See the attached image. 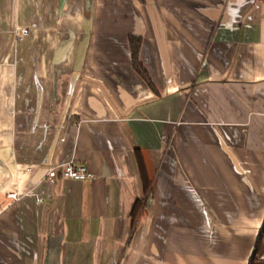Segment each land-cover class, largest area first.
Segmentation results:
<instances>
[{
    "label": "crops",
    "instance_id": "0c3cea01",
    "mask_svg": "<svg viewBox=\"0 0 264 264\" xmlns=\"http://www.w3.org/2000/svg\"><path fill=\"white\" fill-rule=\"evenodd\" d=\"M263 224L264 0H0V264H248Z\"/></svg>",
    "mask_w": 264,
    "mask_h": 264
},
{
    "label": "trees",
    "instance_id": "16d2710c",
    "mask_svg": "<svg viewBox=\"0 0 264 264\" xmlns=\"http://www.w3.org/2000/svg\"><path fill=\"white\" fill-rule=\"evenodd\" d=\"M142 44V39L140 37L132 36L130 37V45H131V51H132V61H133V67L136 70V72L144 79L146 83H148L149 87L154 89V84L152 82V79L146 69V67L143 65V63L140 60V48ZM142 173L144 178H147L145 168L143 166ZM151 186V181L145 182V187L148 190ZM149 199V198H148ZM144 200V199H138L136 200L133 209H132V224L135 226V224L138 222L140 213L142 210L149 204L150 200ZM264 255V230L261 231L258 235L257 241L255 243L253 252L251 256L249 257L248 264H264V260H261L259 257Z\"/></svg>",
    "mask_w": 264,
    "mask_h": 264
},
{
    "label": "built area",
    "instance_id": "2783aa9c",
    "mask_svg": "<svg viewBox=\"0 0 264 264\" xmlns=\"http://www.w3.org/2000/svg\"><path fill=\"white\" fill-rule=\"evenodd\" d=\"M28 29L24 27H17L16 28V35L18 38L22 39L24 36L28 34ZM88 166L85 164H79L76 162H70L64 166H57L53 165L50 166L46 172V177L50 179L51 181H56L61 178H67V179H75V180H90L94 177ZM8 198L18 201L20 200L21 194L19 192H10L8 193ZM44 198L38 196L37 197V203H43ZM264 230V224L261 227V231ZM261 260H264V255L259 257Z\"/></svg>",
    "mask_w": 264,
    "mask_h": 264
}]
</instances>
